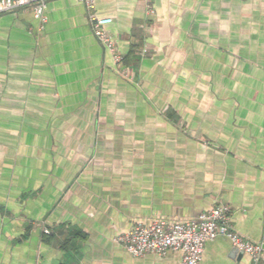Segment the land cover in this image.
Instances as JSON below:
<instances>
[{
	"label": "crops",
	"instance_id": "obj_1",
	"mask_svg": "<svg viewBox=\"0 0 264 264\" xmlns=\"http://www.w3.org/2000/svg\"><path fill=\"white\" fill-rule=\"evenodd\" d=\"M94 1L121 63L79 0L0 14V264H181L115 239L218 205L264 240V0Z\"/></svg>",
	"mask_w": 264,
	"mask_h": 264
},
{
	"label": "built area",
	"instance_id": "obj_2",
	"mask_svg": "<svg viewBox=\"0 0 264 264\" xmlns=\"http://www.w3.org/2000/svg\"><path fill=\"white\" fill-rule=\"evenodd\" d=\"M50 1L0 0V14L30 8L40 21L39 30L43 31ZM79 1L87 8L89 24L97 41L112 54L116 63H121L123 57L118 53L116 42L108 29L112 18L99 16L95 11L94 0ZM43 232L51 234L47 227H44ZM220 236L227 237L235 248L249 254L255 264L264 262V240L252 242L241 236L232 225L231 208L227 205H218L186 221L159 219L150 224L137 223L115 241L135 258L147 254L164 256L169 252H181V264H201L206 243Z\"/></svg>",
	"mask_w": 264,
	"mask_h": 264
},
{
	"label": "water",
	"instance_id": "obj_3",
	"mask_svg": "<svg viewBox=\"0 0 264 264\" xmlns=\"http://www.w3.org/2000/svg\"><path fill=\"white\" fill-rule=\"evenodd\" d=\"M244 252L243 251H240L239 249H237V248H234V249H232V251L230 252V257L232 258V259H234L236 262H240L241 261V259L243 258V256H244Z\"/></svg>",
	"mask_w": 264,
	"mask_h": 264
}]
</instances>
